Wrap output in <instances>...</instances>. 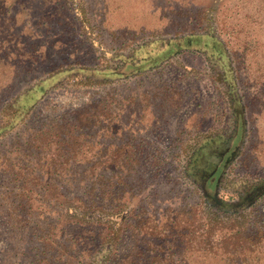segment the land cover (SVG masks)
<instances>
[{"label": "rangeland", "instance_id": "rangeland-1", "mask_svg": "<svg viewBox=\"0 0 264 264\" xmlns=\"http://www.w3.org/2000/svg\"><path fill=\"white\" fill-rule=\"evenodd\" d=\"M229 148L214 190L236 205L264 183V0H0V264H55L58 194L111 175L94 162L116 163L123 252L264 264V194L212 206L191 166Z\"/></svg>", "mask_w": 264, "mask_h": 264}, {"label": "trees", "instance_id": "trees-1", "mask_svg": "<svg viewBox=\"0 0 264 264\" xmlns=\"http://www.w3.org/2000/svg\"><path fill=\"white\" fill-rule=\"evenodd\" d=\"M202 39L201 35L191 34L188 36L177 37L172 41L171 47L166 53H163L158 58H154L155 63L163 58L164 56L172 55L176 51H181L183 49H193L198 48L199 43ZM152 61V60H151ZM154 63V64H155ZM143 65L125 62L123 68L119 72H114V74L120 76L131 75L138 72ZM72 70H60L53 74L50 78H56L60 75L69 74ZM95 73L98 70H92ZM84 72V69H81ZM48 80V79H46ZM45 80V81H46ZM237 113L241 116L240 110ZM237 115V117H239ZM240 133V132H238ZM238 137V136H237ZM200 148L199 153L204 151ZM196 154L191 166L196 169L197 174L203 175V191L209 198L212 206H220L224 208H236L241 203H250L255 200L256 197L264 194V183L256 188L253 192L248 194L240 204L231 205L224 204L218 200V194L214 190L218 178L220 165L224 160L228 159V155L234 153L231 148L227 149L225 152L219 155V163L214 166L211 173L205 170H198L200 168V160L203 156ZM92 163V162H90ZM89 163V164H90ZM61 166L62 163H56ZM71 166L78 165L76 161L71 162ZM101 167L106 171L110 170L111 175L101 174L99 176H86L79 178L76 175H71L69 179L70 182L76 184V186H82V195L72 193H62L58 195V201L64 203L66 206L59 204L57 210V222L55 224L54 230L56 231L55 236V264H173L172 258H167L161 253H156V250L151 251V248L161 249L162 243L151 242L146 240H141L135 242V245L140 253L133 254V252H123L120 248V232H119V221L121 220V215L123 206L120 204L121 198L119 196V185L117 181V176L114 175L115 162H105L96 163L94 162L90 169H96ZM63 169V168H61ZM204 173V174H203ZM195 176V175H194ZM123 220L127 225L130 226L128 217L125 216ZM147 227V226H146ZM72 228L74 231L68 233V229ZM208 230V229H207ZM212 229L208 232L211 233ZM153 234V233H152ZM151 234V235H152ZM250 238V237H249ZM263 239V238H262ZM139 243V245H138ZM253 245L252 247H263V240L253 239L250 241ZM242 244H238L240 247ZM180 246H177V248ZM45 255V253H43ZM236 259L237 262L238 258ZM176 263H183L184 260L177 258ZM232 261V260H231ZM175 264V263H174Z\"/></svg>", "mask_w": 264, "mask_h": 264}]
</instances>
